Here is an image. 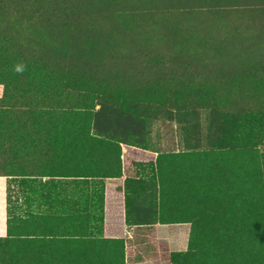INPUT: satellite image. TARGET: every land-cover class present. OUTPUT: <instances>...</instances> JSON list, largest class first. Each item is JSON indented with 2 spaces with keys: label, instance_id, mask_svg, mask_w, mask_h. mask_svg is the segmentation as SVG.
I'll return each instance as SVG.
<instances>
[{
  "label": "trees",
  "instance_id": "16d2710c",
  "mask_svg": "<svg viewBox=\"0 0 264 264\" xmlns=\"http://www.w3.org/2000/svg\"><path fill=\"white\" fill-rule=\"evenodd\" d=\"M6 2L0 0V177L8 180V206L0 264H126L125 239L100 235L103 181L124 176L126 147L157 154L138 165V177L126 178L128 226L191 224L189 247L174 252L175 264H264L262 110L234 118L219 102L180 108L174 97L176 107L156 102L153 121L144 100L170 92L169 85L191 93L251 85L264 67L246 75L250 65L232 56H212L199 68L173 56L167 67L157 60L137 69L110 46L86 55V43L78 55L69 41L98 34L118 0L98 7L93 0H23L45 17L28 27L9 19ZM208 109L217 112L212 124L202 115L195 123L166 114ZM161 118L177 124L182 149L163 150L162 140H153ZM245 154L252 165L241 164Z\"/></svg>",
  "mask_w": 264,
  "mask_h": 264
},
{
  "label": "rangeland",
  "instance_id": "374dc122",
  "mask_svg": "<svg viewBox=\"0 0 264 264\" xmlns=\"http://www.w3.org/2000/svg\"><path fill=\"white\" fill-rule=\"evenodd\" d=\"M106 1L108 0H93L95 7ZM29 6L30 4L24 3L23 0H7L4 12L9 19L20 17L17 21L22 23L24 27H28L27 24L30 19L45 18L42 12L41 15L38 13L42 9H30ZM110 9L112 14L114 12L116 15L103 17L99 21L100 31L98 34H89V37H86L84 41L70 40L69 49H73L76 54L81 55L84 52L81 50V44L86 43L88 45L86 55L93 56L97 52L94 51L97 46H110L118 49L115 51L116 53L125 51L126 55L124 56H128L131 59V65H135L138 67L137 69H140L143 64H150V66L152 63L156 64L155 61L157 60L161 61V68L167 67L165 63H170L175 58L173 56L185 62L189 61L193 68L210 64L207 60L212 56H232L237 59L240 65H250L246 66L248 68V72H245L246 75H250L251 71L255 74L258 67H264V0H118L117 3L110 5ZM53 13L54 10L47 11L48 15L52 16ZM253 64L257 67L253 70L249 69ZM246 75V78H253ZM239 86L240 88L235 89V86H230L223 90L216 86H206V89L194 90L191 93L182 89H179L178 92H172L174 89L169 85L170 92L166 94L153 93L148 95L149 98L144 99L150 105V108L145 111V115L154 121L157 116L153 111L156 102L162 101V107L168 108L176 107V101L180 99L179 105H182L179 106L180 108L188 107L187 103L189 102L197 106H202L204 102L208 106H213L219 102L223 108L225 107L226 112L233 114L234 118L249 117L252 114L250 111L245 113L242 111L258 107L262 110L258 116L264 124V70L256 73L251 85L242 83ZM174 97L177 100L171 101V98ZM215 111V109L202 110V112L196 110L194 117L188 115L190 113L183 112L178 114L166 111V114L170 118L174 117L176 121H189L193 118L195 123L199 118L197 115H202V119L208 117L212 124L217 118ZM263 131L264 129L261 130V128L258 130L259 139L262 141H264ZM152 132L155 142L162 140L161 147L163 150L183 148L181 131L174 122L161 118L154 123ZM124 154L123 164L126 171H124V176L119 178H125V181L130 175H133V178L138 177V165L145 166L156 159L155 155L140 149H127ZM243 157L245 158L241 164H253L254 157L251 154H245ZM107 181L109 179L103 181L102 202L104 210L108 190ZM124 187H120L118 190L125 194ZM30 189L32 188L28 186L27 190ZM261 191L264 192L263 189ZM25 195L27 198L35 200L32 193ZM24 202L20 200L19 204L22 206ZM2 205L1 203L0 206ZM1 215L0 230L5 229L3 210ZM103 215L105 218V212ZM118 221L112 227L115 234H119L121 230L125 229L123 225L120 227ZM177 226L165 225L162 228L163 232L158 236L171 235L173 240L174 237H181L184 230L178 229ZM132 227H134L133 239L124 238L126 264H128V254L130 264H175L174 252L179 251L169 249L149 229L141 228L140 225ZM185 227L187 229L186 239L182 241L184 237H181L179 244L172 243V246L174 245L177 250L183 248L184 245L182 244L186 240L189 247L193 226L186 224ZM100 235L105 238L104 220ZM188 247L186 246L187 249Z\"/></svg>",
  "mask_w": 264,
  "mask_h": 264
},
{
  "label": "crops",
  "instance_id": "0c3cea01",
  "mask_svg": "<svg viewBox=\"0 0 264 264\" xmlns=\"http://www.w3.org/2000/svg\"><path fill=\"white\" fill-rule=\"evenodd\" d=\"M127 149H136L137 148H129L126 147L124 148V153ZM139 150V149H138ZM144 151V150H143ZM148 154L151 155H155L157 156V154L152 153L150 151H144ZM123 153V158L125 160V154ZM138 168V166H137ZM131 170V169H130ZM139 172L142 173L141 168H138ZM124 171H126L125 166H124ZM129 172V171H128ZM129 178H133V175H130ZM7 178L6 177H0V204L2 203L3 205L0 206V222H1V213L2 210L4 211V215H5V221H4V225H5V229L2 228L0 230V237H6L7 236ZM125 183V178H113V179H109V181H107V185H108V190L106 193V207H105V218H104V236L107 239H122V238H127V240H132L134 237V227L132 226H128L126 223V194H124V192L119 191L118 188L120 187H124ZM22 198V197H21ZM117 220H119V224L120 227L121 225L124 226L125 229L121 230V232L119 234H115L112 231V227L114 226V224L117 222ZM174 225H178L177 228H182L180 230H184L183 233H181V237H184V239L182 241H184L186 239V235H187V229H186V224H174ZM165 225H140L141 228H145V229H149L150 232L154 233V236L156 234V236H158V234H160L162 231V228H164ZM166 226H173V225H166ZM170 227H168V229H170ZM174 233H176V231H174ZM181 237L179 236V238L174 237L175 239L173 240V238L171 237V235L167 236V235H162V236H158V239L160 241H163L168 247L169 249H172L174 251H185L188 247L187 245V240L184 242L183 248L181 250H177L175 248V246H172V243L174 244H179L181 242ZM130 259H129V254L127 257V263H129Z\"/></svg>",
  "mask_w": 264,
  "mask_h": 264
},
{
  "label": "clouds",
  "instance_id": "9594fccd",
  "mask_svg": "<svg viewBox=\"0 0 264 264\" xmlns=\"http://www.w3.org/2000/svg\"><path fill=\"white\" fill-rule=\"evenodd\" d=\"M24 70V66L23 65H17L16 68H15V71L20 73Z\"/></svg>",
  "mask_w": 264,
  "mask_h": 264
}]
</instances>
